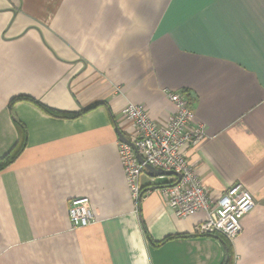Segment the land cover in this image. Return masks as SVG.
<instances>
[{
  "label": "crops",
  "instance_id": "0c3cea01",
  "mask_svg": "<svg viewBox=\"0 0 264 264\" xmlns=\"http://www.w3.org/2000/svg\"><path fill=\"white\" fill-rule=\"evenodd\" d=\"M165 90L185 91L206 127L187 149L203 185L254 196L233 241L193 233L204 211L175 215L160 191L172 174L144 171L132 196L122 109L161 122ZM18 96L27 137L0 170V264H264V0H0V157L19 138ZM76 197L97 222L71 227Z\"/></svg>",
  "mask_w": 264,
  "mask_h": 264
},
{
  "label": "built area",
  "instance_id": "2783aa9c",
  "mask_svg": "<svg viewBox=\"0 0 264 264\" xmlns=\"http://www.w3.org/2000/svg\"><path fill=\"white\" fill-rule=\"evenodd\" d=\"M164 92L173 103L174 110L161 122L151 118L142 104L129 102L122 109L133 126L129 142L118 143L132 196L139 201L144 194L142 174L148 170L147 165L173 171L179 176L172 174L174 182L161 186L160 191L175 215L187 218L204 211L206 218L194 226L193 233L220 234L233 241L242 231L243 216L255 206L254 196L241 182L232 183L216 196L203 185L188 158L187 149L203 141L207 136L206 127L195 121L196 113L185 91ZM68 217L72 228L97 222L88 197L72 198Z\"/></svg>",
  "mask_w": 264,
  "mask_h": 264
},
{
  "label": "trees",
  "instance_id": "16d2710c",
  "mask_svg": "<svg viewBox=\"0 0 264 264\" xmlns=\"http://www.w3.org/2000/svg\"><path fill=\"white\" fill-rule=\"evenodd\" d=\"M27 98L28 97H26V96H18V97L13 98L10 101L9 108H10V111L12 114V118L14 119V122L18 128L19 138H18V141L16 142V144L12 147V149H10L4 156L0 157V170L4 169L5 167H7L11 163H13L16 160V158L21 154V152L23 151V149L26 145V137H27L26 127H25L24 123L16 117L15 113L13 112V105L12 104L16 100L27 99ZM34 102H36L45 111H47L48 113H51L53 115L75 117V116H78L81 113L86 111V109H84L79 113H74V114L67 113V114H65V113H61V112H58L56 110L50 109L47 106L40 104L38 101H34ZM144 230L146 231V227H144ZM146 233H147V231H146ZM226 249H227V253L229 254V252H230L229 247H227Z\"/></svg>",
  "mask_w": 264,
  "mask_h": 264
},
{
  "label": "water",
  "instance_id": "95a60500",
  "mask_svg": "<svg viewBox=\"0 0 264 264\" xmlns=\"http://www.w3.org/2000/svg\"><path fill=\"white\" fill-rule=\"evenodd\" d=\"M119 136H120L121 141L129 142L122 133H120ZM139 159L140 161H142L141 157H139ZM147 169L150 172L151 176H162V175H170V174H175L179 176V174L174 173L173 171H165L163 169L154 168L150 165H147ZM152 188H155V187H152Z\"/></svg>",
  "mask_w": 264,
  "mask_h": 264
},
{
  "label": "rangeland",
  "instance_id": "374dc122",
  "mask_svg": "<svg viewBox=\"0 0 264 264\" xmlns=\"http://www.w3.org/2000/svg\"><path fill=\"white\" fill-rule=\"evenodd\" d=\"M164 176H168V175H162V176H159V177H164Z\"/></svg>",
  "mask_w": 264,
  "mask_h": 264
}]
</instances>
